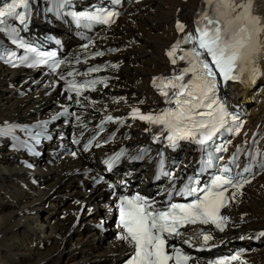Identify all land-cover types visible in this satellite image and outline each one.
<instances>
[{
    "label": "bare ground",
    "instance_id": "bare-ground-1",
    "mask_svg": "<svg viewBox=\"0 0 264 264\" xmlns=\"http://www.w3.org/2000/svg\"><path fill=\"white\" fill-rule=\"evenodd\" d=\"M145 1L111 31L118 48L131 41L139 43L138 38L143 37L140 48L134 45L115 58L122 63L120 79L108 92L126 98L109 105L111 109H124L143 97L149 106L157 105L151 82L170 70L166 51L179 36L177 22L186 25L201 10V0ZM177 7L182 10L178 12ZM156 30L161 33L150 37V31ZM20 72L0 67V124L37 122L67 105L53 89V79L36 82L39 75H35L27 82ZM258 89L250 87L249 96ZM262 92L260 104L252 110L255 128L264 123ZM134 128L137 133L142 129ZM23 157L6 144L0 145V264H121L130 247L114 238L109 194L103 184L92 181L99 178L95 172L84 174L90 168L84 158H52L45 152L33 171L21 163ZM56 207L63 213L55 215ZM229 215L232 225L244 235L264 229V176L229 208ZM251 261L264 264V243Z\"/></svg>",
    "mask_w": 264,
    "mask_h": 264
},
{
    "label": "snow or ice",
    "instance_id": "snow-or-ice-1",
    "mask_svg": "<svg viewBox=\"0 0 264 264\" xmlns=\"http://www.w3.org/2000/svg\"><path fill=\"white\" fill-rule=\"evenodd\" d=\"M115 2L119 4L121 0H115ZM68 3L70 0H53L55 7L47 11H55L58 15L63 14L62 10ZM258 3L264 4V0H258ZM204 4L205 10L195 21L194 31L182 36L167 51V56L173 65H176L178 61H184L187 66L180 69L178 74L173 73L170 77L153 79V86L167 98L166 103L174 106L155 114L141 113L138 108H133L131 118L159 126L161 135L167 132L166 140L173 147L179 140H191L200 145L201 149L207 153L204 164L211 167L214 159H223V157H214L213 153L228 150L226 144H217L218 134L222 133V130L239 134L243 126V122H239L237 116L229 113L225 103L219 99L218 86L221 83L226 84L229 80L243 82L241 77L245 74L254 82L264 74L260 69L261 62H264V16L253 13V0H204ZM67 15L73 17L77 23L89 21L110 25L115 23L119 13L97 9L94 12L79 14L68 12ZM29 16V0H10L4 3L0 6V32L4 31L7 18H14L24 25ZM184 28L185 26L178 21V31L183 33ZM15 33L16 29H12L13 43H18L20 48L33 54L29 67L49 65L55 73L62 64H65L64 60L54 59L55 52L40 51L23 40L18 41ZM183 45H191V47L184 48ZM12 55L15 56V53ZM95 55L102 56L104 53L97 52ZM29 59L30 57L25 55L21 63L28 62ZM76 62L79 63V60ZM9 63H12L11 59ZM112 67L115 68L118 65H112ZM98 71H100L98 67H92L83 75ZM78 74L73 71H68L66 74L58 73L59 80L67 84L64 89L69 93L67 99L73 100L72 93H75L77 97L75 103L78 105L81 104L79 97L85 88L90 87L94 91L98 83L107 86V78L85 80L79 85L75 79H68ZM186 77H188L187 80ZM157 81L160 83L158 84ZM115 102L118 103L119 100ZM64 111L67 112L68 109L65 108ZM113 119L111 115L106 117L107 121ZM116 119L123 123L121 118ZM239 153L240 150L237 149V153L232 156L229 163L219 168V174L214 176L209 186L197 187V181L189 178L188 183L179 189L177 194L193 197L190 203H170L164 209H157L153 203L139 194L132 197L126 195L119 197L121 233L118 238L126 241L133 250L126 264H170V262L171 264H188L190 257L180 248L169 244L170 239L183 235L180 231L182 227L198 223L212 224L216 229L224 231L228 217L221 215V209L228 206L230 200H235L239 190L251 182L249 178L251 166L246 167L242 172L235 173L229 166V164L238 165ZM72 154L75 155V153ZM121 155L123 152L117 153L112 159H118ZM106 163L111 167L112 160ZM167 175L171 176L172 173ZM230 190L234 191L226 195ZM173 191H176L175 186ZM170 197L171 193H169ZM197 235L202 237L205 244L213 238L210 232L203 230ZM184 243H190V241L185 240ZM232 259H239V257L234 256Z\"/></svg>",
    "mask_w": 264,
    "mask_h": 264
},
{
    "label": "rangeland",
    "instance_id": "rangeland-1",
    "mask_svg": "<svg viewBox=\"0 0 264 264\" xmlns=\"http://www.w3.org/2000/svg\"><path fill=\"white\" fill-rule=\"evenodd\" d=\"M198 1V0H197ZM147 2H149V0H146L144 3H147ZM182 10V7H177V11L178 12H180V11ZM157 33L158 34H160L161 32L160 31H150V37H152V36H154V35H157ZM143 37H141V38H138L139 40V43L142 45V43H143V39H142ZM145 40V39H144ZM140 45V46H141ZM138 46V45H137ZM140 46H138L137 48H140ZM89 189V188H88ZM67 201V200H66ZM72 203V199L71 198H69L68 199V203ZM66 205H62L61 207L63 208V207H65ZM42 209H44V207L42 206ZM55 209V211H56V214L55 215H57L59 212H62L63 213V209H60L59 207H56V208H54Z\"/></svg>",
    "mask_w": 264,
    "mask_h": 264
}]
</instances>
